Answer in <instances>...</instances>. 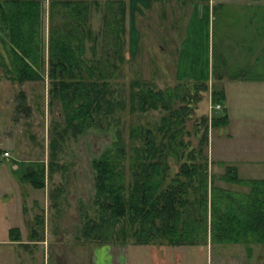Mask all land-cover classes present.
<instances>
[{"label":"trees","instance_id":"16d2710c","mask_svg":"<svg viewBox=\"0 0 264 264\" xmlns=\"http://www.w3.org/2000/svg\"><path fill=\"white\" fill-rule=\"evenodd\" d=\"M48 1V28L45 3ZM130 0H0V32L7 47L2 59L7 76L15 81H49L51 100L58 99L64 122L54 123L49 140L48 170L66 168L59 161L67 136L78 137L90 128L111 129L114 138L92 159L93 208L81 206L80 238L96 245H126L166 241L196 244L211 239L221 243L264 242V177H241L235 164L210 171L208 127L227 125L224 88L213 85L210 100L220 103L211 117L201 116L205 129H195L194 143L185 121L198 105L208 79L181 78L176 86H156L133 79L129 89L117 78L125 60ZM100 23L95 25L94 13ZM243 70L244 78L257 72ZM259 72V71H258ZM20 111L28 113L27 94L18 92ZM130 112L164 109L156 126L136 123L124 129ZM202 131V132H201ZM201 132V133H199ZM179 164L171 173V158ZM20 162V161H19ZM20 178L34 187L46 185L44 160L21 162ZM224 180L240 185L225 187ZM62 189L51 192L55 199ZM38 225L44 217L36 215ZM37 239L39 231L32 228ZM10 239L21 241L18 226Z\"/></svg>","mask_w":264,"mask_h":264},{"label":"rangeland","instance_id":"374dc122","mask_svg":"<svg viewBox=\"0 0 264 264\" xmlns=\"http://www.w3.org/2000/svg\"><path fill=\"white\" fill-rule=\"evenodd\" d=\"M47 6L48 1L45 3L46 29ZM194 14L195 7L180 0H130L125 60L117 78L127 90L133 79L151 80L165 88L176 86L184 76L189 77L192 72L185 69V52L192 39L187 40L185 32L189 16ZM227 14L243 18L249 13L247 6L217 5L212 9L211 50L216 56L223 33L222 17ZM100 15L95 10L96 26ZM3 57L8 59L0 32V264H264V242L246 247L242 243L211 239L182 245L164 240L149 244L130 241L126 245H96L82 240L80 208L83 202L89 210L93 208L92 159L111 144L114 127L90 128L78 137L68 135L58 154L66 168L50 173L49 140L55 135L54 123H60L58 127H61L64 122L61 103L58 99L51 100L47 77L23 83L10 79ZM250 72L264 74V71ZM214 81L213 76L211 82ZM228 86L230 123L208 127L210 171L221 174L227 163H232L241 177H264V81L229 80ZM21 89L27 94L31 108L28 113L17 108ZM202 93L203 105H198V112H193L185 121V129L190 132L186 138L192 137L194 143L198 140L195 129H205V124L196 122L210 108V90ZM123 112L124 129H130L136 123L156 126L166 111L130 112L127 105ZM29 160H44L45 187H34L20 178L21 162ZM170 161L173 173L179 163L173 157ZM217 183L240 187L224 180ZM57 187L62 192L54 199L51 192ZM38 214L44 217V226L36 222ZM14 226L20 229L21 241L10 239V228ZM33 227L39 231L37 239L31 236Z\"/></svg>","mask_w":264,"mask_h":264},{"label":"crops","instance_id":"0c3cea01","mask_svg":"<svg viewBox=\"0 0 264 264\" xmlns=\"http://www.w3.org/2000/svg\"><path fill=\"white\" fill-rule=\"evenodd\" d=\"M182 4L195 7L194 16H189L185 37L189 42L185 52L187 70L192 73L189 79H208L209 90L213 85L224 88V106L231 120L229 80L237 82L264 81V74L256 78H244L243 70L264 71V0H180ZM130 3V2H129ZM213 3V4H212ZM217 5L247 6L248 13L243 18L234 14L222 17V31L218 54L212 53L211 11ZM197 10V11H196ZM240 22L239 25L234 23ZM227 23V24H226ZM225 30H224V28ZM215 49V45H214ZM187 55V56H186ZM218 83H212L211 79ZM227 124V125H228ZM246 246V245H245ZM249 247V246H246Z\"/></svg>","mask_w":264,"mask_h":264},{"label":"built area","instance_id":"2783aa9c","mask_svg":"<svg viewBox=\"0 0 264 264\" xmlns=\"http://www.w3.org/2000/svg\"><path fill=\"white\" fill-rule=\"evenodd\" d=\"M222 105L220 103H217V104H213L210 100V108H209V114H212L213 110L214 109H219L221 108Z\"/></svg>","mask_w":264,"mask_h":264}]
</instances>
